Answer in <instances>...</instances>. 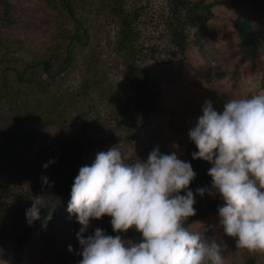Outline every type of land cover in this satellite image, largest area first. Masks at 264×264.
Segmentation results:
<instances>
[{"label":"rangeland","instance_id":"obj_1","mask_svg":"<svg viewBox=\"0 0 264 264\" xmlns=\"http://www.w3.org/2000/svg\"><path fill=\"white\" fill-rule=\"evenodd\" d=\"M10 1L13 3V24L4 21V9L0 2V74L7 65L19 64L24 67L42 59L51 58L54 63L60 64L72 32L78 27L83 35V30L67 14L60 0ZM72 1L81 20L79 23L87 29L88 36L86 38L83 35L85 43L76 45L73 64L60 81L57 80L58 84L50 89L51 93H47L52 103L50 116L40 120L41 124L35 127L33 133L34 138L28 139L18 150L23 158L31 157V161L35 157L42 162L45 154L52 157L59 155L65 137L71 138L87 128L93 131L99 117L108 119L107 123L112 122L113 116H107L108 98L124 94L123 90L130 82L122 72L121 54L114 48L117 22H114L113 12L107 5L109 0ZM169 4L170 0L126 1L128 9L140 11L137 26L139 43L144 53L140 64L148 71L149 84L157 95V107L147 118L144 130L132 143H122L123 152L131 157L128 163L136 160L146 162L149 153L157 147L164 154L176 152L179 159L188 162L184 154L190 139L188 133L202 115L201 109L206 100L212 101L215 110L222 111L230 98H246L264 93V0H223L214 6V16L202 33L192 29L184 61L160 63L161 58L168 60L176 51L170 45L165 30ZM244 16L249 17L253 26L262 33L260 52L256 56L243 49L235 28V22ZM197 41H201L202 45ZM152 54L156 59H152ZM94 70L101 71L103 75L100 79L103 81L104 93L91 90L93 95L90 98L79 100V93L84 83L92 81ZM6 73H9L11 85L25 91V87L14 80L13 72ZM72 91L75 97L71 96ZM56 93L59 101L55 97ZM70 96L73 102H70ZM30 99L35 98L30 95ZM58 102L61 104L57 108ZM53 110H57L55 115ZM103 132L109 134L111 130L103 129ZM9 164L12 167L7 169L16 168L14 163ZM43 165L38 167L41 172L49 171L52 166L49 164L44 168ZM26 170L30 169L22 168V173L28 174L24 172ZM22 176L20 174V178L15 179L5 171L0 174L1 208L3 199L10 205L24 202L28 203V208L32 206L37 197L30 198L26 194L30 185L24 183L27 175L20 182ZM216 195L223 206L222 198L218 193ZM2 209L8 212L7 208ZM106 217L92 220L85 237L93 234L96 228L102 229ZM11 220V217L5 220V215L0 217V260L8 264H80L71 260L73 255L75 258L82 255L76 235L80 225L74 215L66 213L56 222L49 220L46 227H42L44 218L35 221L32 234L19 253V259H15L14 243L18 233L10 224ZM199 223L207 229L205 233L213 234V237L204 234L205 239L215 238L223 245L225 264H244L251 256L256 258L255 264H264V254H249L246 250L236 248L235 238L226 236L219 225L218 212L193 222L189 228L198 230L202 227ZM69 246L72 251H69ZM0 264L3 262L0 261Z\"/></svg>","mask_w":264,"mask_h":264},{"label":"clouds","instance_id":"obj_2","mask_svg":"<svg viewBox=\"0 0 264 264\" xmlns=\"http://www.w3.org/2000/svg\"><path fill=\"white\" fill-rule=\"evenodd\" d=\"M201 111L188 135L198 149L192 158L212 165L211 185L196 194L218 193L224 202L218 207L224 234L235 238L237 249L264 254V93L230 98L222 111L206 100ZM130 158L118 145L112 146L97 153L90 166H82L74 179L67 211L80 225V264H225L223 245L205 239L202 224L198 230L186 226L196 215L195 196L189 190L196 177L191 164L158 147L146 162L128 163ZM41 179L48 183L46 177ZM45 205L36 198L26 209L29 226L41 219ZM104 216L111 217L117 235L96 228L85 237L91 221ZM51 218L49 211L42 227ZM129 229L140 234L138 241L122 239L120 233Z\"/></svg>","mask_w":264,"mask_h":264},{"label":"trees","instance_id":"obj_3","mask_svg":"<svg viewBox=\"0 0 264 264\" xmlns=\"http://www.w3.org/2000/svg\"><path fill=\"white\" fill-rule=\"evenodd\" d=\"M126 1L109 0L107 5L113 12L114 22H117L114 48L121 54L122 72L126 79L130 81L127 86L128 89L123 90L124 94L122 93L121 96L108 98L109 110L107 111V116L109 118L113 116L112 122L107 123L108 119L99 117L93 131L87 128L85 131L81 130L80 134L71 136V138L65 137L63 140L64 147L59 155L52 157L45 154L42 162L35 157L31 161V157L23 158V155L18 150L22 148L28 139L34 138L33 133L35 132V127L41 124L42 121L40 120L50 116L52 103L47 98L48 94L51 93L50 89L58 84L60 78L73 64L76 45L85 43L83 35L86 38L88 36L87 29L79 23L81 20L76 13L72 0H60V2L65 7L67 14L83 30V35L78 30V27L72 32L60 64L54 63L51 58L42 59L38 62L26 64L24 67L19 64L7 65L2 69L3 73L0 74V87H2L0 90V108H2V111H0V168H3V170H0V174L5 171L9 177L13 176L15 179H19L20 174H22L21 183L24 180V176H28L25 177L26 180L24 181V183H29L30 185L29 189L26 190V194L30 198L36 196L46 202L45 207H42L40 211L41 218H45L49 211H51L52 221L56 222L61 217H64L68 213L67 206L71 198V189L79 169L85 165L90 166L97 153L106 152L112 146L118 145L123 152L122 143H132L138 137L146 127L150 113L157 107V95L149 84V73L140 64V58L144 54L143 47L139 43L137 26L140 11L138 9H128ZM0 2L4 9V21L6 20L7 24H13L11 15L13 3L10 0H1ZM222 2L223 0H170L169 9L165 17V30H167L170 38V45L176 51H174L173 57L168 60L161 58L162 60H159V62H183L190 44L189 37L192 29L202 33L207 22L214 16V6ZM235 28L241 39L243 49L251 55H258L261 48L260 34L262 33L253 26L252 20L244 16L235 22ZM198 38L200 37L198 36ZM197 42L202 45L201 41ZM151 57L156 59L153 54ZM89 70H91V67ZM7 71L14 73V80H17L18 84L23 85L25 91L11 85ZM91 77V82L88 80V82L84 83V89L82 88L79 93V100L90 98L93 95L90 92L91 90L104 93L103 81L100 79L103 78L101 71L94 70ZM30 95L35 99L31 100ZM57 96L58 94L56 93L55 97L59 101ZM71 96L75 97L73 91ZM71 96L70 102H73ZM58 104L61 103L58 102L56 104L57 108ZM57 110H53L54 115ZM103 129L106 131L111 130V132L109 134L104 133ZM60 145L62 147L61 140ZM197 151L195 143L189 139L184 154L196 173L195 179L189 185V190L194 193L196 200L194 204L196 215L188 219L187 227L199 219L206 218L210 213L218 212V207H221L220 198L216 194L209 195L207 191L203 197L196 194L198 188L210 189L211 177L208 175V170L212 167L207 161L192 158V154ZM54 159L56 161L51 163L52 166L49 171L41 172L39 170L38 167L42 166V163L49 165V161ZM9 163H14L17 169H7L12 167ZM22 168H29L30 170L24 171L28 172V174L22 173ZM35 173L36 175H33ZM42 177L47 178V184L41 179ZM180 194L184 195L185 193L181 192ZM21 199L22 197L18 200ZM1 206L2 208H7L8 212L0 207V217L5 215V220L11 217L10 224L18 233L14 238V243L16 245L15 259H19V253L32 234L35 222L29 226L26 220L25 213L28 203L21 202L16 205H10L8 201L3 199ZM102 229L107 235H117L112 229L111 217H106ZM204 234L208 237H213L210 232H204ZM120 235L125 241H138L140 238V234L134 229H129L126 233H120ZM82 258V255H78L77 258L73 255L71 260L80 262ZM255 263L256 258L251 256L244 264Z\"/></svg>","mask_w":264,"mask_h":264}]
</instances>
